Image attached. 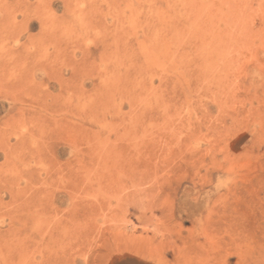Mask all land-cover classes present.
I'll use <instances>...</instances> for the list:
<instances>
[{
  "label": "rangeland",
  "instance_id": "obj_1",
  "mask_svg": "<svg viewBox=\"0 0 264 264\" xmlns=\"http://www.w3.org/2000/svg\"><path fill=\"white\" fill-rule=\"evenodd\" d=\"M184 1L0 0V264H264V0Z\"/></svg>",
  "mask_w": 264,
  "mask_h": 264
},
{
  "label": "bare ground",
  "instance_id": "obj_2",
  "mask_svg": "<svg viewBox=\"0 0 264 264\" xmlns=\"http://www.w3.org/2000/svg\"><path fill=\"white\" fill-rule=\"evenodd\" d=\"M167 1H168V0H167ZM175 1H176V0H175ZM185 1H186V0H185ZM185 1H184V2H185ZM189 1H190V0H189ZM197 1H198V0H197ZM205 1H207V0H204V2H205ZM159 2H160V0H159ZM161 2H162V0H161ZM199 2H200V1H199ZM204 2H203V0H202L201 3L204 4ZM165 3H166V2H165ZM169 3H170V2H169ZM171 3H172V2H171ZM189 3H190V2H189ZM183 4H184V3H183ZM186 4H187V3H186ZM191 4H192V3H191ZM180 5H181V2H180ZM187 5H188V4H187ZM193 5H194V4H193ZM193 5H192V6H193ZM168 6H169V5H168ZM181 6H182V5H181ZM181 6H180V7H181ZM192 6H190V7H192ZM199 6H201V5H199ZM178 7H179V6H178ZM183 8H184V9H183L182 11L185 10V7H183ZM194 8H195V6H194ZM197 8H198V7H196V11H198ZM199 8H200V7H199ZM166 9H167V8H166ZM172 9H173V8H172ZM174 9H175V8H174ZM180 9H181V8H180ZM186 9H187V8H186ZM192 9H193V8H191V12H192ZM160 10H161V9H160ZM189 10H190V8H189ZM201 10H202V6H201ZM154 11H155V10H154ZM168 11H170V9H168ZM168 11H167V12H168ZM186 11H187V10H186ZM158 12H159V11H158ZM170 12H171V11H170ZM178 12H179V10H178ZM184 12H185V11H184ZM185 13H186V12H185ZM187 13H188V11H187ZM196 13H197V12H196ZM174 14H175V13H174ZM192 14L194 15V13H192ZM156 15H157V14H156ZM162 15H164V13H162ZM179 15H181V14H179ZM179 15H178V17H180ZM188 15H189V13H188ZM193 15H192V16H193ZM195 15H196V14H195ZM197 15H198V14H197ZM197 15H196V16H197ZM189 16H190V15H189ZM192 16H191V17H192ZM196 16H194V18H195ZM197 17H199V16H197ZM163 18H164V17H163ZM183 18H185V17H183ZM186 18H187V17H186ZM157 19H158V18H157ZM170 19H171V18H170ZM190 19H191V18H190ZM199 19H200V18H199ZM179 20H180V19H179ZM193 20H195V19H193ZM197 20H198V19H197ZM174 21H175V20H174ZM189 21H190V20H188V22H189ZM200 21H201V20H200ZM186 22H187V21H186ZM190 22H191V21H190ZM192 22H193V21H192ZM196 22L198 23V21H196ZM196 22H195V23H196ZM201 22H202V21H201ZM204 23H205V22H204ZM177 24L180 25L181 23H177ZM187 24H189V23H187ZM198 24H199V23H198ZM185 25H186V24H185ZM190 25H191V24H190ZM176 26H177V25H176ZM181 26H182V25H181ZM187 26H188V25H187ZM196 26H198V25L196 24ZM196 26H193V28L196 27ZM199 26H201V25L199 24ZM108 27H109V26H108ZM160 27H161V25H160ZM184 27H185V26H184ZM184 27H183V29H184ZM191 27H192V26H191ZM201 27H202V26H201ZM104 28H105V27H104ZM176 28H177V27H176ZM186 28H187V27H186ZM189 28H190V27H189ZM105 29H106V28H105ZM190 29H191V28H190ZM190 29H186V32H187L188 30H190ZM194 29H195V28H194ZM164 31H165V30H164ZM174 31L176 32V30H174ZM160 32H161V30H160ZM166 32H167V31H166ZM177 32H178V31H177ZM179 32H180V31H179ZM188 32H189V31H188ZM190 32H191V31H190ZM161 33H162V32H161ZM193 33H194V32H193ZM180 34H182V33H180ZM183 34H186V33H184V31H183ZM161 35H162V34H161ZM189 35H190V34H189ZM182 36H183V35H182ZM182 36H181V37H182ZM194 36H195V35H194ZM202 36H203V35H202ZM174 37H175V36H174ZM184 37H186V36H184ZM187 37H188V35H187ZM192 37H193V36H192ZM192 37H190L191 40L193 39ZM195 37H197V36H195ZM195 37H194V40H195ZM156 38H157V37H156ZM156 38H155V39H156ZM163 38H164V37H163ZM172 38H173V37H172ZM185 39H186V38H185ZM203 39L205 40V37H204ZM174 40H177V39L175 38V39H173V41H174ZM178 40H179V39H178ZM191 40H190V41H191ZM204 40H200V41H204ZM187 41H188V40H187ZM187 41H186V43H187ZM190 41H189V42H190ZM157 42H158V41H157ZM180 42H181V39H180ZM189 42H188V43H189ZM163 43H164V42H163ZM163 43H162V45H163ZM183 43H184V42L182 41V44H183ZM200 43H201V42H200ZM171 44H172V43H171ZM171 44H170V45H171ZM175 44H176V42H175ZM178 44H179V41H178ZM182 44H181V46H184V45H182ZM170 45H169V47H170ZM172 45H173V44H172ZM176 45H177V44H176ZM176 45H175V46H176ZM179 45H180V44H179ZM185 45H186V44H185ZM197 46H198V45H197ZM178 47H179V46H178ZM178 47H177V48H178ZM198 48H199V47H198ZM145 52H147V51L145 50ZM154 53H155V52H154ZM198 53H199V52H198ZM150 54H151V53H150ZM152 54H153V53H152ZM152 54H151V55H152ZM155 54H156V53H155ZM148 55H149V54H148ZM161 55H162V53H161ZM219 55H220V54H219ZM152 56H153V55H152ZM152 56H149V59H150V57H151V59H152ZM154 56H155V55H154ZM166 56H167V55H166ZM216 56H218V54H217ZM216 56H215V57H216ZM216 61H217V59H216ZM210 64H211V63H210ZM206 65H207V64H206ZM207 70H208V69H207ZM107 83H108V82H107ZM107 83H106V84H107ZM109 85H110V84H108V87H109ZM133 86H134V85H133ZM141 88H142V87H141ZM139 93L142 94V92H139ZM141 94H139V95H141ZM155 94H156V93H155ZM155 94L153 93V95H155ZM139 95H138V96H139ZM144 95H146L145 92H144ZM153 95H152V96H153ZM127 96H129V95H127ZM135 96H136V95H135ZM135 96H134V97H135ZM146 96H147V95H146ZM156 96H157V94H156ZM131 97H132V99H133L132 93H131ZM139 97H140V96H139ZM139 97H138V99H141V98H139ZM154 97H155V96H154ZM129 98H130V97H129ZM143 98H145V97L143 96ZM152 98H153V97H152ZM155 98H156V97H155ZM155 98H154V99H155ZM127 99H128V98H127ZM135 99H136V98H135ZM156 99H159V97H157ZM128 100H129V99H128ZM130 100H131V98H130ZM143 100H144V99H143ZM145 100H147V99L145 98ZM134 101H135V100H134ZM131 102H133V101H131ZM84 104H85V103H84ZM115 105H116V104H115ZM82 106L84 107L83 104H82ZM87 107H88V105H87ZM84 108H85V107H84ZM6 250H7V249H6ZM3 257H4V256H3ZM0 259H1V258H0ZM2 262H3V261H2ZM3 263H5V259H4V262H3ZM10 263H11V262H10ZM23 263H24V262H23ZM6 264H7V263H6ZM14 264H15V263H14Z\"/></svg>",
  "mask_w": 264,
  "mask_h": 264
}]
</instances>
